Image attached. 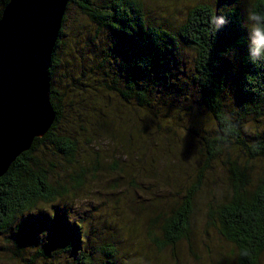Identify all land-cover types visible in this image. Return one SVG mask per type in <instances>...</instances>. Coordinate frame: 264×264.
Segmentation results:
<instances>
[{
  "label": "trees",
  "instance_id": "trees-1",
  "mask_svg": "<svg viewBox=\"0 0 264 264\" xmlns=\"http://www.w3.org/2000/svg\"><path fill=\"white\" fill-rule=\"evenodd\" d=\"M9 1L0 0V19ZM239 1L218 0V9L200 1L175 26L148 17L144 0H70L49 74L56 120L44 138L36 139L0 178V250L9 255L8 261L131 264L120 254L124 245L118 229L80 209L82 171L88 165L81 160V139L92 147L100 133H110L130 145L133 137L151 142L154 136L176 135L182 129L199 139L202 171L185 192H176L173 199H157L164 207L148 217L146 238L158 252L190 240L203 173L216 172L220 164L230 174L229 180L208 206L207 218L221 239L234 247L237 264H260L264 256V62L249 61ZM75 7L94 31L92 36L84 34L77 25L69 39L77 43L81 33L89 43L81 81L72 75L77 66L72 62L70 67L69 60L61 65L60 54L64 50L60 43L69 37L65 33L69 13ZM250 8L264 13V0H254ZM217 15L227 18L217 24L218 30L212 24ZM73 49L66 48L68 57L75 59ZM66 68L71 71L65 73ZM86 87L92 90L89 98L82 96ZM97 99L104 104L114 100L134 112L123 113L116 104L115 109L108 105V111L104 105L107 111L98 114L103 128L94 122L88 130L86 118L96 114L87 109ZM108 120L124 128L119 126L121 130L114 134L115 128H104ZM50 159L64 161L65 168L79 167V174H68L64 183L60 178L52 181L57 167L53 163L48 167Z\"/></svg>",
  "mask_w": 264,
  "mask_h": 264
},
{
  "label": "rangeland",
  "instance_id": "rangeland-1",
  "mask_svg": "<svg viewBox=\"0 0 264 264\" xmlns=\"http://www.w3.org/2000/svg\"><path fill=\"white\" fill-rule=\"evenodd\" d=\"M144 1L148 17L156 16L157 24L171 23L179 26L188 12L200 1L213 5L216 9L218 0ZM239 2L246 26V10L250 9L254 0H240ZM69 17L70 23L68 22L65 30L69 37H64L60 43V47L64 48L63 53H60L61 65L64 61L69 60L71 67L73 62L77 66L78 72L74 67L72 75L81 81L82 66L84 63L88 65L85 57L89 50V43L86 42L81 33L77 43L75 42L76 44L69 39L74 36L77 25L81 26L79 29L84 34L87 31L88 35L92 36L94 31L91 22L80 11L77 12L76 7L71 9ZM67 46L75 47L73 49L75 59L68 57ZM65 70V73L71 71L67 68ZM85 90L82 96L89 98L92 90L89 87H86ZM72 95L75 96L76 100H79L75 93ZM112 102L123 113L134 112L121 103L114 100ZM114 104H104L97 99L94 106L89 105L90 108L87 110L95 112L96 115L86 118L87 129L90 130L91 124L94 122L96 126L103 128L102 125L105 123L98 117L99 111L106 110L104 105H111L115 109ZM110 109L111 107L108 106V111ZM139 114L142 115L140 112ZM114 121L108 120L107 125L109 126L104 128L108 131L115 128V134L121 130L119 127L121 123L115 126ZM145 122L148 126L152 125L149 120H145ZM204 123L208 124L206 121ZM121 127L124 128V126ZM175 134L163 133V136L160 135L159 138L154 136L151 142L148 139H145L144 142L143 136L137 135L139 139L133 137L130 145H125L122 141L117 140L116 136H110V133H100L92 147L86 145L85 140L81 139L80 146L81 151H83L82 155L84 154L81 160H86L88 165L82 171L85 176V184L79 196L84 201L79 203L80 209H88L89 216L95 217L96 220L104 219L110 222L111 228L118 229L124 245L120 254L129 258L131 264H237V253H235L234 247L221 239L207 218L208 206L212 205V202L220 196L221 189L229 180L230 174L225 167H220V164L215 167L216 172L203 173L202 191L197 199L195 213L191 219L190 240H184L175 249L158 252L154 244L145 236L144 229L148 217L153 213L158 214L164 207L163 204L159 205L157 199L160 198L165 201L166 198H175L176 192H185L186 188L202 171V166L198 167L202 159L199 139L191 134H186L182 129H177ZM92 136L93 138L96 137L95 135ZM139 157L140 159H138ZM51 163L57 167L54 177H51L52 181H58L60 178V182L64 183V179H69L68 174L74 176L75 171L79 174V167L65 168L66 163L62 160L50 159L49 168H51ZM216 164L218 163L213 165ZM210 184L213 190L209 189ZM164 187L170 188L171 191H163ZM156 231L157 237L160 236L159 230ZM8 247H12L11 242ZM8 257L9 255L0 250V264H14L12 261H8ZM260 264H264V256L261 258Z\"/></svg>",
  "mask_w": 264,
  "mask_h": 264
},
{
  "label": "water",
  "instance_id": "water-1",
  "mask_svg": "<svg viewBox=\"0 0 264 264\" xmlns=\"http://www.w3.org/2000/svg\"><path fill=\"white\" fill-rule=\"evenodd\" d=\"M70 0H10L0 19V178L56 120L50 68Z\"/></svg>",
  "mask_w": 264,
  "mask_h": 264
},
{
  "label": "clouds",
  "instance_id": "clouds-1",
  "mask_svg": "<svg viewBox=\"0 0 264 264\" xmlns=\"http://www.w3.org/2000/svg\"><path fill=\"white\" fill-rule=\"evenodd\" d=\"M227 22L223 15L212 18V24L217 29V24L222 25ZM246 27L248 32V48L250 51L249 61L252 63L264 62V13L256 11L254 8L246 10Z\"/></svg>",
  "mask_w": 264,
  "mask_h": 264
}]
</instances>
